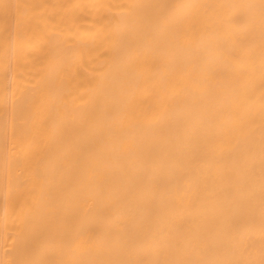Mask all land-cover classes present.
<instances>
[{"label":"bare ground","instance_id":"1","mask_svg":"<svg viewBox=\"0 0 264 264\" xmlns=\"http://www.w3.org/2000/svg\"><path fill=\"white\" fill-rule=\"evenodd\" d=\"M0 264H264V0H0Z\"/></svg>","mask_w":264,"mask_h":264}]
</instances>
